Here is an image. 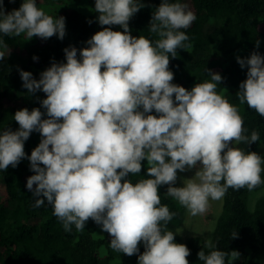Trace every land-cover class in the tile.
Here are the masks:
<instances>
[{
  "label": "clouds",
  "instance_id": "obj_1",
  "mask_svg": "<svg viewBox=\"0 0 264 264\" xmlns=\"http://www.w3.org/2000/svg\"><path fill=\"white\" fill-rule=\"evenodd\" d=\"M142 7L141 0H95L99 25H119L122 32L111 27L96 32L89 47L80 49L81 59L75 47L65 48L66 63H52L39 80L20 70L29 93L46 94L41 106L48 118L39 108L15 112L18 130L0 134V170L15 168L25 158L24 143L37 131L42 139L27 157L35 173L26 183L34 207L46 200L66 232L72 225L83 231L91 219L111 237V249L129 257L143 242L138 264H189L190 250L167 230L175 213L161 206L159 187L168 185L166 195L191 216L203 215L209 200H221L229 188L251 192L264 184V160L233 145L250 146L260 137L257 131L245 135L238 108L216 92L223 79L219 73L207 69L211 80L191 90L172 83L169 54L175 58L177 49L191 47L181 29L192 25L194 12L186 4L162 0L149 23V31L159 37L153 46L150 39L130 34L129 21ZM0 34L63 40L65 18L47 15L36 0H23L6 12L0 0ZM0 47H8L2 37ZM4 56L0 51V61ZM237 63L247 67L236 93L239 103L264 117V56L254 51L244 59L238 56ZM153 110L157 115L150 114ZM142 161L152 178L135 184L125 179L141 173ZM194 168L183 187L173 186L178 170ZM204 247L215 245L209 239ZM197 256L203 264H226V257L233 264L240 253L206 255L202 249Z\"/></svg>",
  "mask_w": 264,
  "mask_h": 264
},
{
  "label": "trees",
  "instance_id": "obj_2",
  "mask_svg": "<svg viewBox=\"0 0 264 264\" xmlns=\"http://www.w3.org/2000/svg\"><path fill=\"white\" fill-rule=\"evenodd\" d=\"M16 1L20 0H3L5 11H12L9 5ZM58 1L65 3L63 0ZM161 2L141 0L144 7L129 21L130 34L150 39L153 46L159 37L149 31V23ZM169 2L186 4L187 10L196 16L189 28L181 29L189 37L184 43L191 47L177 49L175 58L169 54V70L174 74L172 83L191 90L195 84L211 80L207 69L219 73L223 79L221 84H217L216 92L238 108L244 121L245 135L250 136L252 131H257L260 137L250 146L243 143L233 146L245 152L260 154L259 149L264 141V117L249 109L247 104L241 105L236 93L239 84L247 78V67L242 69L237 57L247 58L254 51L264 56V0ZM98 15L97 12L86 14L67 6L56 8L50 16L54 19L61 16L65 18L63 40L57 35L47 40L33 37L26 43L24 56L18 51L21 41L19 36L0 34L8 46L7 49L0 47V51L5 53L4 59L0 61V134L4 130H18L14 114L21 109L27 108L30 112L33 108H39L44 113L42 118H48L41 106L46 94L42 91L29 93L22 86L20 70L31 72L32 78L39 80L41 73L52 63H66L65 48L75 47L77 59H81L80 49L89 47L87 41L96 32L104 27L123 31L119 25H99ZM22 46L25 47V44ZM150 114L157 115L154 110ZM41 139L40 133L33 131L24 143L25 158L15 168L9 166L6 170H0V264H112L115 260L120 264H138V256L145 250L143 242L139 244V252L129 257L114 252L110 247L111 237L91 219L83 231H77L72 225V230L66 232L46 200L45 205L34 207L35 198L26 188V183L27 178L35 173L30 170L27 157ZM261 158L264 160L262 155ZM146 178L152 177L147 175V162L142 161L141 173L129 174L125 179L135 184ZM261 178L264 180V172ZM177 184L176 181L173 186L177 187ZM167 187L162 185L158 189L161 206L166 205L170 212L175 213L167 230L175 233V243L184 244L190 250V255L186 257L189 264H203L197 256L202 249L206 255L212 250L229 253L235 250L240 253L237 264H264V196L258 198L253 207L250 206L251 193L263 189L264 184L251 192L246 188L238 191L228 189L211 238L214 249L204 247L207 240L203 237L182 236L180 229L184 221V209L175 203L174 198L166 195ZM233 232L237 233L236 238H232ZM225 259L228 264V258Z\"/></svg>",
  "mask_w": 264,
  "mask_h": 264
},
{
  "label": "rangeland",
  "instance_id": "obj_3",
  "mask_svg": "<svg viewBox=\"0 0 264 264\" xmlns=\"http://www.w3.org/2000/svg\"><path fill=\"white\" fill-rule=\"evenodd\" d=\"M39 2V3H38ZM65 2L62 4L58 0H36V4L38 8L45 11L47 15L55 12L56 8H61L62 6H67L71 8L78 9L86 14H92L95 12V0H63ZM23 3V0L16 1L9 5L10 9H18ZM46 3V4H45ZM20 42L18 43V51H20L21 55H26L25 49L27 48L26 43L28 39L26 35L22 34L19 36ZM23 41V42H22ZM30 41V40H29ZM25 44V47L22 45ZM259 153L264 157V141L262 142ZM197 169L188 170L185 172L177 171V187H183V181L185 179H190L195 175V171ZM264 196V188L259 191H253L250 195V206L253 207L258 198ZM175 203L184 209V221L181 226L180 232L184 238L190 236H200L209 240L212 238L213 232L215 230L216 222L219 218V215L222 211L223 207V198L221 200H209L208 210L203 215L191 216L188 214L187 210L179 204L178 201L175 200ZM112 264H120L118 260L113 261ZM233 264H237V260L233 262Z\"/></svg>",
  "mask_w": 264,
  "mask_h": 264
}]
</instances>
